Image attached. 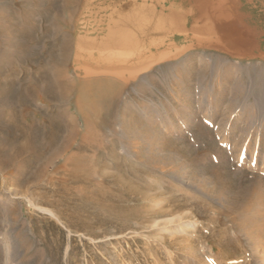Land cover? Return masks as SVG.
<instances>
[{"label": "rangeland", "instance_id": "374dc122", "mask_svg": "<svg viewBox=\"0 0 264 264\" xmlns=\"http://www.w3.org/2000/svg\"><path fill=\"white\" fill-rule=\"evenodd\" d=\"M48 1L0 0L3 27L14 22L10 45L0 44V160L30 132L45 135L13 164H0V264H264V237L255 247L240 226L245 215L233 219L243 207L230 214L217 198L248 189L264 221V0H230V36L213 31L204 37L211 42L130 79L101 136L88 138L91 147L57 156L69 122L84 124L67 102L26 97L49 67L45 47L29 56L34 41L21 22L43 31ZM233 42L247 43L252 56L230 57ZM53 130L59 137L49 145ZM73 153L89 157L92 176L70 178Z\"/></svg>", "mask_w": 264, "mask_h": 264}, {"label": "bare ground", "instance_id": "6f19581e", "mask_svg": "<svg viewBox=\"0 0 264 264\" xmlns=\"http://www.w3.org/2000/svg\"><path fill=\"white\" fill-rule=\"evenodd\" d=\"M47 3L45 17L49 18L50 22L46 23L43 31L21 22V28L27 34L25 40L34 41L31 46L28 45L29 56L34 58L37 52L42 56L45 47L47 56L44 59L49 67L47 74L42 73L35 83L27 85L26 97L49 96L60 102H67L74 106L78 113H82L84 124V128L80 130L76 120L69 122L60 136L57 151L53 156L74 147L79 150L88 148L89 137L101 136L102 124L110 122L116 113L121 93L130 79L137 78L144 70H150L157 61L169 60L188 48L211 42L214 36L204 37L213 31L221 34L224 32L230 36L236 30V20L226 18L233 6L230 0H151L149 4L147 0L141 3L138 0H49ZM76 4L79 7L73 13L72 9ZM103 5L108 8L119 5V8L113 9L111 13L101 14L98 7ZM56 9L59 13L54 12L53 17H50L51 10ZM115 12L117 15H114ZM91 16L94 19H90ZM5 21L0 18V44L4 42L9 46L14 22L9 18L11 25L3 27V24L7 23ZM64 25L68 26V33L64 30ZM181 38L187 42L189 40L190 43L176 48L177 40ZM134 42L138 44L133 45ZM44 43L50 44L51 49H48L47 45L43 46ZM237 43L233 42L232 49H225L229 56L240 54L239 57H248L252 54L247 43ZM174 47L175 51L172 50ZM125 50L129 52L124 54ZM87 60L93 64L91 67L74 66ZM69 70L74 73V77L69 75ZM230 72H227L229 77L232 76ZM59 127L61 128L60 124ZM54 133L53 130L49 135V145H54L59 137ZM43 136L30 132L26 142L23 140V143L7 148L6 157L3 156L0 164H13L15 157L35 149L39 138L42 139ZM76 139H80V142L76 143ZM89 160L86 154L73 153L66 158L73 181L81 180V176H92L93 165ZM153 162L156 163L154 160ZM250 193L245 189L241 194H232L231 198H225L222 193L217 198H222L221 202L227 205L230 214L243 207V212L237 214V211L233 219L237 217L238 222L243 218L241 216L245 215L246 222L238 223L250 236L255 247H258L259 240L264 237V221L263 216L262 219L260 217L258 207L250 204Z\"/></svg>", "mask_w": 264, "mask_h": 264}]
</instances>
